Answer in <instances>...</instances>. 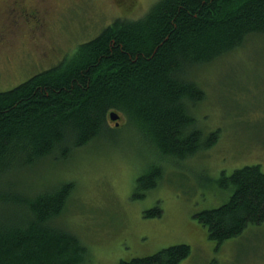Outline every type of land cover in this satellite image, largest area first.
<instances>
[{"label":"trees","instance_id":"1","mask_svg":"<svg viewBox=\"0 0 264 264\" xmlns=\"http://www.w3.org/2000/svg\"><path fill=\"white\" fill-rule=\"evenodd\" d=\"M251 35H264V0H156L142 17L114 20L70 57L0 92V264H82L86 257L80 240L54 224L72 184L28 195L9 190L7 175L67 158L110 130L111 111L168 158L210 146L216 135L204 139L190 113L204 92L188 71ZM151 170L136 179L142 190L156 185L161 170ZM218 183L232 188L228 199L195 217L220 243L264 221V172L244 166ZM189 253L178 244L118 264H178Z\"/></svg>","mask_w":264,"mask_h":264},{"label":"rangeland","instance_id":"2","mask_svg":"<svg viewBox=\"0 0 264 264\" xmlns=\"http://www.w3.org/2000/svg\"><path fill=\"white\" fill-rule=\"evenodd\" d=\"M155 1L0 0V92L70 57L114 20L142 17ZM188 76L204 92L190 113L204 139L216 135L210 146L168 158L115 111L117 127L108 118L110 130L67 158L45 159L3 180L28 195L72 184L54 224L86 248L82 264H118L178 244L190 247L178 264H264V221L218 243L195 217L228 199L232 188L219 186L222 175L250 165L264 172V35L191 67ZM156 167V185L142 190L137 177ZM154 208L160 216L145 215Z\"/></svg>","mask_w":264,"mask_h":264},{"label":"water","instance_id":"3","mask_svg":"<svg viewBox=\"0 0 264 264\" xmlns=\"http://www.w3.org/2000/svg\"><path fill=\"white\" fill-rule=\"evenodd\" d=\"M109 119L115 122V127L119 125L118 120L120 119V116L115 112L111 111L108 115Z\"/></svg>","mask_w":264,"mask_h":264},{"label":"flooded vegetation","instance_id":"4","mask_svg":"<svg viewBox=\"0 0 264 264\" xmlns=\"http://www.w3.org/2000/svg\"><path fill=\"white\" fill-rule=\"evenodd\" d=\"M54 8H55V10L57 11L58 10V4H54Z\"/></svg>","mask_w":264,"mask_h":264}]
</instances>
